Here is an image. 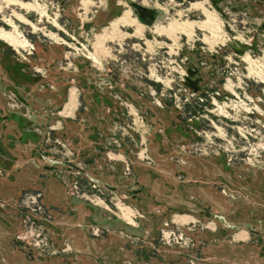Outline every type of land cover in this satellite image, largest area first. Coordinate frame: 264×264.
<instances>
[{"label": "rangeland", "instance_id": "rangeland-1", "mask_svg": "<svg viewBox=\"0 0 264 264\" xmlns=\"http://www.w3.org/2000/svg\"><path fill=\"white\" fill-rule=\"evenodd\" d=\"M0 33V264H264V0H0Z\"/></svg>", "mask_w": 264, "mask_h": 264}, {"label": "bare ground", "instance_id": "bare-ground-1", "mask_svg": "<svg viewBox=\"0 0 264 264\" xmlns=\"http://www.w3.org/2000/svg\"><path fill=\"white\" fill-rule=\"evenodd\" d=\"M118 22L120 23H124V24H127L129 22V19H128V12L125 11L121 17L118 18ZM20 37V35H18ZM18 36H12L8 33H5L4 35H2V33H0V37H2L4 40L8 41L9 45L12 46V45H17L18 44L20 46H25L27 44V41L24 37H21L20 39H18ZM11 43V44H10ZM94 60L96 59L95 57L91 56Z\"/></svg>", "mask_w": 264, "mask_h": 264}]
</instances>
